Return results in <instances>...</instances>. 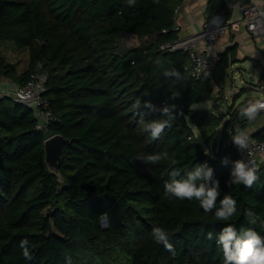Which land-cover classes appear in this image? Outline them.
Instances as JSON below:
<instances>
[{
    "label": "trees",
    "instance_id": "16d2710c",
    "mask_svg": "<svg viewBox=\"0 0 264 264\" xmlns=\"http://www.w3.org/2000/svg\"><path fill=\"white\" fill-rule=\"evenodd\" d=\"M181 3L0 0V80L18 88L32 74H45L46 96L60 120L39 131L32 110L11 97L0 99V264H223L215 236L226 223L264 236V164L258 180L246 188L227 186L231 163H221L224 157L230 162L246 157L226 141L262 112L249 123L240 109L250 100L224 109L236 47L219 53L215 67L198 77L190 73L188 53L159 49L178 38L163 30L173 25ZM225 9L224 0L208 5L210 16ZM126 36L140 44L122 45ZM8 43L28 53L24 71L8 61ZM171 68L186 77L176 85L180 97L175 100L169 99L171 81L163 75ZM145 101L176 105L172 127L155 140L141 117L145 122L166 117L150 112ZM203 103L212 105L197 109ZM52 135L66 138L59 171L46 163L45 140ZM249 139L264 140V130ZM160 152H168L176 164L144 159ZM205 161L220 182L217 207L225 194L236 200L237 212L227 222L215 219V209L205 213L195 199L165 196L173 169L183 175ZM248 210L257 217L255 224L246 217ZM154 225L168 232L174 256L151 238ZM24 238L30 241L31 260L19 247Z\"/></svg>",
    "mask_w": 264,
    "mask_h": 264
},
{
    "label": "clouds",
    "instance_id": "9594fccd",
    "mask_svg": "<svg viewBox=\"0 0 264 264\" xmlns=\"http://www.w3.org/2000/svg\"><path fill=\"white\" fill-rule=\"evenodd\" d=\"M127 4L134 6L136 0H127ZM156 63L159 64L160 61L157 60ZM163 75L171 81L169 87L171 96L169 99L179 98L180 92L176 89V85H183L186 77L175 68L166 69ZM143 106L150 112H158L161 116L166 117L165 119H153L146 122L141 117L144 130L150 134L153 140L158 139L165 128L172 127V122L177 116L174 114L176 105L165 103L162 107H157L150 101H145ZM196 107L198 109L200 106L197 105ZM261 110H264V102L259 100L250 101L240 109V115L251 123L256 120ZM231 140L240 152L249 150V136L239 127L235 129ZM205 154L208 155L207 150H205ZM249 156H251L250 152ZM137 158L141 159L139 156ZM144 159L151 164H159L162 161H171L172 165L176 164V160L168 152L150 154ZM221 163L225 166L231 163L230 178L226 181L229 187L244 185L246 188H251L258 180V169L254 159L242 157L230 162L228 157H224ZM170 177V180L164 184V193L168 199L181 201L195 199L205 213H212L215 209L214 216L217 221L227 222L236 214V200L229 194H225L219 199V207H217L218 198L221 196L220 182L214 178L213 169L207 161L197 164L183 175H181L179 169H173ZM245 215L251 224L257 222V217L251 210H248ZM150 236L155 243L163 245L166 251L173 256L175 255V247L170 242L169 234L164 228L154 225ZM207 239L212 240L213 233L209 232ZM215 242L222 250L223 264H264V236H261L251 227H242L237 230L233 224L226 223L215 236ZM19 247L22 250L23 257L26 260H31L30 241L27 238L22 239ZM68 264H71L70 260Z\"/></svg>",
    "mask_w": 264,
    "mask_h": 264
},
{
    "label": "built area",
    "instance_id": "2783aa9c",
    "mask_svg": "<svg viewBox=\"0 0 264 264\" xmlns=\"http://www.w3.org/2000/svg\"><path fill=\"white\" fill-rule=\"evenodd\" d=\"M182 3L175 10L173 17V25L170 28L163 30L164 34L175 32L178 38L174 41H167L160 44L159 49L163 52L183 51L189 54L190 58V73L193 77H198L206 71H210L215 67L218 61L219 53L215 50L214 43L224 36L228 29L237 27L238 23L232 20L227 21L224 25L213 28L212 24L206 23L203 31L187 36H181L182 28L179 24V13L182 5L187 0H181ZM226 8L231 11H239L242 15V20L246 24L249 33L264 42V0L248 5L236 3L232 0H224ZM204 42L205 48H200V44ZM11 82L0 80V99L6 96L11 97L13 101L27 109L32 110L36 117V129L39 131H48V128L53 123H60V120L53 114L50 107L49 98L46 96L48 92L47 77L45 74L35 73L30 76L26 84L18 88L11 89ZM264 102V97L257 99ZM264 113V110H261ZM231 134L226 141L227 146H232L234 143ZM249 150L246 151L245 159L251 158L256 161L257 169L264 164V140L249 139ZM249 152L251 156H249Z\"/></svg>",
    "mask_w": 264,
    "mask_h": 264
},
{
    "label": "crops",
    "instance_id": "0c3cea01",
    "mask_svg": "<svg viewBox=\"0 0 264 264\" xmlns=\"http://www.w3.org/2000/svg\"><path fill=\"white\" fill-rule=\"evenodd\" d=\"M211 0H187L183 5L179 13V24L182 28L181 36H187L203 31L206 23L212 24L213 28L224 25L227 21L232 20L238 23L237 27L228 29L227 33L220 37L215 43L214 47L218 53H224L228 49L236 47L235 62L231 64L230 68L234 65H239L241 70H247L248 65H252L255 70L261 71L264 74V42L253 37L247 30L246 24L242 20V15L239 11H231L227 8L222 12H214L211 16L208 13V5ZM236 3H242L248 5L252 2L260 3L261 0H232ZM200 48H205V43L200 44ZM229 68V70H230ZM253 80V78H252ZM8 81L9 80H2ZM11 89H15V85L11 82ZM235 89L228 90V84L226 82L225 101L227 102V94ZM261 91L264 92V86H261ZM240 92H237L238 95ZM235 95V96H236ZM264 94L257 96L253 99H245L256 101L259 98H263ZM241 98L237 102L228 104L229 106L244 102ZM225 102V103H226ZM212 105V104H211ZM228 105L224 106V109H228ZM211 107V106H210ZM228 118V117H227ZM226 118V120H227ZM264 130V113L254 122L250 127H247L244 131L249 137H252L256 133Z\"/></svg>",
    "mask_w": 264,
    "mask_h": 264
},
{
    "label": "rangeland",
    "instance_id": "374dc122",
    "mask_svg": "<svg viewBox=\"0 0 264 264\" xmlns=\"http://www.w3.org/2000/svg\"><path fill=\"white\" fill-rule=\"evenodd\" d=\"M122 45L127 47L138 46L140 43L133 39L131 36H126L122 39ZM5 55L9 62L17 64L19 70L22 72L27 68L28 62V53L27 52H19L15 50L11 46V44H6L5 46ZM239 65H234L230 68L227 74V84L228 90L235 89L237 92L242 91V95L240 98L244 101L245 99H253L257 96L264 94L263 91L260 90L261 86H264V74H262V70L258 71L252 65L247 66V70H241ZM253 78V80H252ZM239 98V99H240ZM227 105L233 102V97L231 96V91L227 94ZM224 102V105L226 106ZM212 103H203L200 104V108H209ZM229 107V105H228ZM221 132V128H220ZM104 225H106L104 220Z\"/></svg>",
    "mask_w": 264,
    "mask_h": 264
},
{
    "label": "water",
    "instance_id": "95a60500",
    "mask_svg": "<svg viewBox=\"0 0 264 264\" xmlns=\"http://www.w3.org/2000/svg\"><path fill=\"white\" fill-rule=\"evenodd\" d=\"M236 94L237 91L234 90L231 96L234 98ZM65 145L66 138L62 135H52L45 140L46 163L50 169L59 171V164L64 154ZM105 223L107 224V219L105 220Z\"/></svg>",
    "mask_w": 264,
    "mask_h": 264
}]
</instances>
